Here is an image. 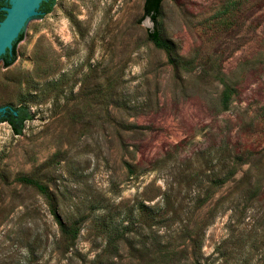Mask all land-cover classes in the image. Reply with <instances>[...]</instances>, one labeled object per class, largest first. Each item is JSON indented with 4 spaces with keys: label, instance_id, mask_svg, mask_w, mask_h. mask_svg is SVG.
I'll use <instances>...</instances> for the list:
<instances>
[{
    "label": "rangeland",
    "instance_id": "1",
    "mask_svg": "<svg viewBox=\"0 0 264 264\" xmlns=\"http://www.w3.org/2000/svg\"><path fill=\"white\" fill-rule=\"evenodd\" d=\"M143 8L55 0L0 61V264H264V0H164L171 51Z\"/></svg>",
    "mask_w": 264,
    "mask_h": 264
},
{
    "label": "trees",
    "instance_id": "2",
    "mask_svg": "<svg viewBox=\"0 0 264 264\" xmlns=\"http://www.w3.org/2000/svg\"><path fill=\"white\" fill-rule=\"evenodd\" d=\"M164 0H144L143 15L149 16L154 23V29L150 30L148 33L149 39L153 44L161 49L171 51L170 43L164 39L161 30L159 28L160 15L162 10V3ZM55 0H43L40 3L38 11L40 14L38 16H43L50 13L53 10ZM9 5L7 0H0V20L4 19L6 11L3 7ZM24 37V30L19 33V36L13 42V47L0 56V61H2L4 67L11 66L17 59V44ZM4 111H0V123L7 122L12 131L15 134H21L25 127L26 121L30 120L33 115L28 107V105L21 103L18 105L6 104ZM63 233L70 234V231L66 228H62Z\"/></svg>",
    "mask_w": 264,
    "mask_h": 264
},
{
    "label": "water",
    "instance_id": "3",
    "mask_svg": "<svg viewBox=\"0 0 264 264\" xmlns=\"http://www.w3.org/2000/svg\"><path fill=\"white\" fill-rule=\"evenodd\" d=\"M9 5L3 7L6 11L4 19L0 20V56L7 49L11 50L13 42L24 30V35L29 31L37 15L40 3L43 0H7ZM0 107V111L5 110Z\"/></svg>",
    "mask_w": 264,
    "mask_h": 264
}]
</instances>
